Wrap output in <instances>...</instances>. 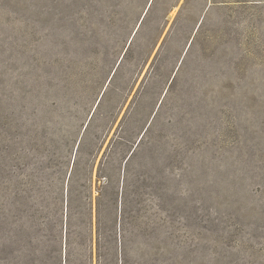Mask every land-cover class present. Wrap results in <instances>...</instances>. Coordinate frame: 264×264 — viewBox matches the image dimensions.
<instances>
[{
    "label": "rangeland",
    "instance_id": "1",
    "mask_svg": "<svg viewBox=\"0 0 264 264\" xmlns=\"http://www.w3.org/2000/svg\"><path fill=\"white\" fill-rule=\"evenodd\" d=\"M119 258L264 264V0H0V264Z\"/></svg>",
    "mask_w": 264,
    "mask_h": 264
},
{
    "label": "trees",
    "instance_id": "2",
    "mask_svg": "<svg viewBox=\"0 0 264 264\" xmlns=\"http://www.w3.org/2000/svg\"><path fill=\"white\" fill-rule=\"evenodd\" d=\"M115 264H122V259L119 258V260L117 261V263L115 262Z\"/></svg>",
    "mask_w": 264,
    "mask_h": 264
}]
</instances>
